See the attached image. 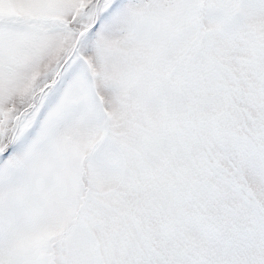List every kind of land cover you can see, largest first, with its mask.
<instances>
[{"label":"snow or ice","instance_id":"obj_1","mask_svg":"<svg viewBox=\"0 0 264 264\" xmlns=\"http://www.w3.org/2000/svg\"><path fill=\"white\" fill-rule=\"evenodd\" d=\"M0 264H264V0H0Z\"/></svg>","mask_w":264,"mask_h":264}]
</instances>
